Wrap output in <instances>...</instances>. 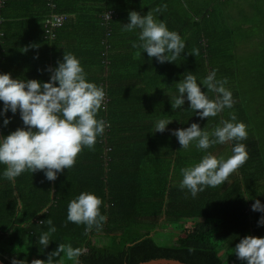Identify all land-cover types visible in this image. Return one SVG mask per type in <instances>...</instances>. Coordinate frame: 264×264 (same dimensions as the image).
Returning <instances> with one entry per match:
<instances>
[{"label": "trees", "instance_id": "1", "mask_svg": "<svg viewBox=\"0 0 264 264\" xmlns=\"http://www.w3.org/2000/svg\"><path fill=\"white\" fill-rule=\"evenodd\" d=\"M220 6L218 12L210 0H0V73L49 82L48 68L58 67L65 52L72 53L86 79L104 87L106 107L97 119L110 124L94 148H84L75 166L58 173L55 181L43 171H26L13 184L0 164L1 261H47L59 244H70L85 250L79 264L164 259L247 264L235 254L236 245L249 235L264 238V225L258 223L264 212L252 210L257 199L264 205V0L248 4L256 11L251 30L242 22L233 29L234 17ZM157 8L161 11H154ZM150 10L186 43L174 62L160 63L134 48L140 30H124L131 11L146 15ZM109 11L113 17L107 20ZM58 12L68 13L63 24L55 23ZM193 49L199 50L198 56L190 55ZM214 70L218 81L227 80L224 86L233 94V107L201 119L185 99L183 108L173 111L177 83L188 74L200 83ZM201 88L207 92L202 83ZM207 95L216 97L213 92ZM3 107L0 101V113ZM233 113L234 122L247 126L248 138L240 143L250 158L224 185L207 187L193 197L180 187L181 169L208 153L227 159L237 142L206 151L195 143L182 149L172 131L198 123L212 132L221 121H231ZM5 118H10L7 126ZM160 119L172 121L163 133L155 132ZM20 127L19 112L0 115V136ZM82 192L101 198V213L107 216L101 229L94 227L87 234L86 225L67 220L69 203ZM17 200L22 207H16ZM44 209L46 213L38 214ZM48 218L56 231L45 247L38 239L49 231L50 226L41 223ZM53 264L76 261L61 253Z\"/></svg>", "mask_w": 264, "mask_h": 264}, {"label": "clouds", "instance_id": "2", "mask_svg": "<svg viewBox=\"0 0 264 264\" xmlns=\"http://www.w3.org/2000/svg\"><path fill=\"white\" fill-rule=\"evenodd\" d=\"M154 11L150 10L146 15L131 11L124 30H140L139 43L133 42L134 48H142L150 58H156L160 63L174 62L184 53L186 43L177 32L170 31L164 21H158ZM24 49V52L28 51V48ZM190 55L198 56L199 50L193 49ZM48 71L52 73L49 82L14 79L10 73H0V101L4 105L0 115H6L9 110L13 114L19 112L24 125L6 136H0V164L6 166L3 175L13 184L26 171L32 174L43 171L49 181H55L58 173L75 166L84 148H94L98 136H102L106 127H110L105 120L97 119L98 112L106 107L104 87L86 79L87 74L75 55L65 52L58 67H49ZM201 83L207 92L202 91ZM226 83V79H216L215 70L200 83L195 75H186L177 83L179 95L171 98L173 111L183 108L187 99L191 110L201 119L216 117L235 103L232 92L224 86ZM208 92L216 93V97L210 98ZM234 121L236 116L233 113L231 121H221L222 126H217L212 132L201 129L198 123L172 131L182 149L195 143L198 149L206 151L216 144L237 142L232 148L233 154L227 159L208 153L198 163L181 169L180 187L188 189L193 197L207 187L224 185L250 158L247 146L240 143L248 138L247 126ZM171 122L158 120L155 132L163 133ZM3 123L7 126L10 118H5ZM102 205L103 200L94 193L82 192L69 203L67 220L86 225L85 234L94 227L99 230L107 221V216L101 213ZM16 207H22L19 200ZM252 210L264 212V205L257 199ZM46 212L47 209H44L38 214ZM45 222L50 226L49 231L39 237L38 243L47 247L50 234L56 228L50 218L41 221ZM258 223L264 225V217ZM84 252L70 244H59L58 249L49 254L47 261L34 259L31 264H53V257H59L61 253L79 264L78 258ZM235 254L240 260H246L247 264H264V238L249 235L241 239L235 247ZM12 264H27V261L13 259Z\"/></svg>", "mask_w": 264, "mask_h": 264}, {"label": "crops", "instance_id": "3", "mask_svg": "<svg viewBox=\"0 0 264 264\" xmlns=\"http://www.w3.org/2000/svg\"><path fill=\"white\" fill-rule=\"evenodd\" d=\"M252 0H210V2L213 4L212 10L221 11L222 8L226 11L227 14H229L231 17L235 18L236 13H240L243 17L242 23H245V26L251 25V14L256 12L254 9L250 8L248 6L249 2ZM187 11L190 12L189 7L186 8ZM188 13V12H187ZM226 30V22L223 20V24L221 27V31Z\"/></svg>", "mask_w": 264, "mask_h": 264}, {"label": "built area", "instance_id": "4", "mask_svg": "<svg viewBox=\"0 0 264 264\" xmlns=\"http://www.w3.org/2000/svg\"><path fill=\"white\" fill-rule=\"evenodd\" d=\"M109 13H110V15H111V18L113 17V12H112V11H109V12L105 15V18H106L107 20L111 19V18H109ZM67 18H68V14H60V13H58V14H56V16H55V23H56V24H63V23L66 21ZM49 22L53 24V19L51 18V19L49 20Z\"/></svg>", "mask_w": 264, "mask_h": 264}, {"label": "rangeland", "instance_id": "5", "mask_svg": "<svg viewBox=\"0 0 264 264\" xmlns=\"http://www.w3.org/2000/svg\"><path fill=\"white\" fill-rule=\"evenodd\" d=\"M242 20H243V17L241 16V14L240 13H236L235 14V18H234V20H233V22H232V24L234 25V26H232L233 27V29H235V30H238V24L239 23H241L242 22ZM254 23L253 24H251L250 26H249V28L248 27H245V29H249V30H251V28H253L254 27ZM179 224V222H176L175 223V225H178Z\"/></svg>", "mask_w": 264, "mask_h": 264}, {"label": "water", "instance_id": "6", "mask_svg": "<svg viewBox=\"0 0 264 264\" xmlns=\"http://www.w3.org/2000/svg\"><path fill=\"white\" fill-rule=\"evenodd\" d=\"M0 264H5L3 261L0 260ZM142 264H185L181 261H176V260H158V261H152L148 263H142Z\"/></svg>", "mask_w": 264, "mask_h": 264}]
</instances>
